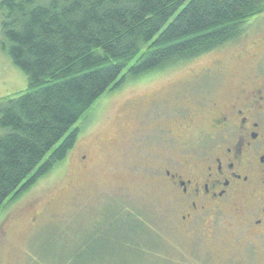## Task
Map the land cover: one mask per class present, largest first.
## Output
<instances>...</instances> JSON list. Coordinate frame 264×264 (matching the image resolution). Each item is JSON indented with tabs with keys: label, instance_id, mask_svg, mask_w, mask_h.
<instances>
[{
	"label": "rangeland",
	"instance_id": "obj_1",
	"mask_svg": "<svg viewBox=\"0 0 264 264\" xmlns=\"http://www.w3.org/2000/svg\"><path fill=\"white\" fill-rule=\"evenodd\" d=\"M2 22L0 9V98L29 88L2 50ZM257 22L264 26V16ZM251 40L130 80L98 100L74 127L80 136L67 159L0 210V264H264V243L237 245V232L225 227L218 236L189 237L153 177L166 153L160 131L188 108L189 99L179 97L189 81L207 69L217 73L215 63L237 68L235 59ZM89 148L92 164L82 167L80 155Z\"/></svg>",
	"mask_w": 264,
	"mask_h": 264
},
{
	"label": "trees",
	"instance_id": "obj_2",
	"mask_svg": "<svg viewBox=\"0 0 264 264\" xmlns=\"http://www.w3.org/2000/svg\"><path fill=\"white\" fill-rule=\"evenodd\" d=\"M0 9L2 50L29 85L0 98L1 210L67 159L74 127L104 95L228 45L264 0H0Z\"/></svg>",
	"mask_w": 264,
	"mask_h": 264
},
{
	"label": "flooded vegetation",
	"instance_id": "obj_3",
	"mask_svg": "<svg viewBox=\"0 0 264 264\" xmlns=\"http://www.w3.org/2000/svg\"><path fill=\"white\" fill-rule=\"evenodd\" d=\"M263 16L226 45L252 38L236 57L237 68L219 62V73L207 69L194 75L187 94L179 97L189 99L188 108L177 111L171 129L160 131L166 153L153 177L170 199L179 227L194 240L218 236L225 227L237 232V245L257 249L264 243V26L257 24ZM136 119L135 106L132 130ZM86 152L80 155L82 167L93 161V150Z\"/></svg>",
	"mask_w": 264,
	"mask_h": 264
}]
</instances>
